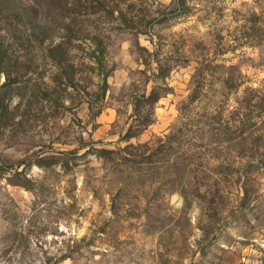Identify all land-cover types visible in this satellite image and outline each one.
<instances>
[{"label":"rangeland","instance_id":"1","mask_svg":"<svg viewBox=\"0 0 264 264\" xmlns=\"http://www.w3.org/2000/svg\"><path fill=\"white\" fill-rule=\"evenodd\" d=\"M0 47V264H264V0H0Z\"/></svg>","mask_w":264,"mask_h":264},{"label":"trees","instance_id":"2","mask_svg":"<svg viewBox=\"0 0 264 264\" xmlns=\"http://www.w3.org/2000/svg\"><path fill=\"white\" fill-rule=\"evenodd\" d=\"M4 51L2 50V47H0V77L5 74L8 73V69H10V67L6 66V63L4 61L3 55L1 56V54H3ZM6 78L9 80H11V76L10 74H5ZM6 87H9V83H7ZM9 118V106L4 104L1 100H0V123L2 121H6Z\"/></svg>","mask_w":264,"mask_h":264}]
</instances>
